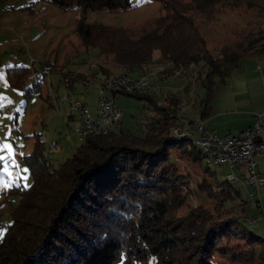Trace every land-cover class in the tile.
I'll list each match as a JSON object with an SVG mask.
<instances>
[{
    "label": "trees",
    "instance_id": "1",
    "mask_svg": "<svg viewBox=\"0 0 264 264\" xmlns=\"http://www.w3.org/2000/svg\"><path fill=\"white\" fill-rule=\"evenodd\" d=\"M48 1L83 12L133 5V0ZM160 1L164 12L142 24L110 26L82 18L74 33L82 46L96 49L98 57L121 71L140 72L158 51V61L172 67L156 80L197 72L195 85L204 89L199 118L204 119L214 86L244 59L264 55V0ZM7 72L12 87L22 88L30 80L25 66ZM62 79L71 89L78 78L62 74ZM42 82L24 93L37 87L39 93ZM118 92L153 102L151 91L127 85L112 96ZM165 99L155 105L161 114L142 136L120 125L107 134H89L56 167L44 156L43 141L36 139L26 156L33 180L17 188V202L0 238V264H116L121 257L138 264H217L215 257L264 264V238L250 228L247 202L234 183L219 181L210 167L201 169L198 187L200 198L214 203L175 215L187 193L171 153L194 164L202 157L190 139L169 137L178 124L181 99L173 94Z\"/></svg>",
    "mask_w": 264,
    "mask_h": 264
},
{
    "label": "rangeland",
    "instance_id": "2",
    "mask_svg": "<svg viewBox=\"0 0 264 264\" xmlns=\"http://www.w3.org/2000/svg\"><path fill=\"white\" fill-rule=\"evenodd\" d=\"M163 12L160 0H133V5L125 10L101 9L86 12L79 8L62 9L48 0H0V156L5 157L0 160V238L10 221L9 211L17 202V188L29 186L33 180L26 156L33 151L34 141H43V154L49 158L51 167H56L71 157L83 141L75 131L81 123L80 110L73 108L68 99L60 100L69 93L79 102V106L94 112L99 84L108 75L121 71L106 63L103 57H98L96 49H86L81 45L74 33L77 21L83 18L87 23L133 26ZM222 18V21L228 20L227 17ZM158 59L159 53L155 51L154 60L159 62ZM17 65L25 66L30 71V80L25 81L22 88L9 84L8 67ZM100 65L108 70L103 71ZM239 68L231 72L226 83L214 86L213 95L215 92L219 94L220 91L228 90L239 101L245 99L250 103L241 86L244 76L253 75L245 74ZM62 74L78 78L71 89L67 88ZM134 75L137 76L136 71ZM81 77L83 80L79 79ZM156 79L154 77L152 81ZM38 81H43L39 93L38 87L24 93L29 85H37ZM156 81L158 87L150 94L153 102L121 92L114 96L115 103L121 110L120 126L124 130L142 136L161 114L155 105L164 103L165 97L170 94L181 99L179 112L188 117L197 116L200 101L204 97L203 87L195 85V100L190 104L186 99L188 92L184 89L187 78L175 73ZM195 138L196 134H193L192 139ZM4 144L10 147L4 148ZM171 155L185 181L183 191L187 193L184 204L174 210L175 215H184L191 207L200 203L210 208L214 200L209 202L199 196L198 184L203 180L201 169L210 167L215 170L219 181L225 180L230 170L224 166L208 165L205 158L194 164L185 157H179L175 151ZM234 185L247 202V217L257 219L259 214L264 223L263 213L258 212L256 202L249 196L247 187L240 179ZM255 227L250 225L252 231L264 238V234H259ZM214 260L217 264H242L227 262L219 257ZM123 264L138 262L132 259V262L123 261Z\"/></svg>",
    "mask_w": 264,
    "mask_h": 264
},
{
    "label": "built area",
    "instance_id": "3",
    "mask_svg": "<svg viewBox=\"0 0 264 264\" xmlns=\"http://www.w3.org/2000/svg\"><path fill=\"white\" fill-rule=\"evenodd\" d=\"M168 67L172 65L167 62H152L145 65L137 76L130 71L112 73L99 84L94 112L79 106V102L69 93L60 101L68 99L73 108L80 110L81 123L75 131L82 139L89 134H107L119 127L121 118V110L115 103L112 91L127 85L137 90L155 91L158 84L151 78ZM196 77L197 72H192L184 88L188 92L186 99L190 104L194 101ZM177 118L178 124L173 126L169 132L171 139H190L208 165L224 166L230 170L225 177L231 183H235L238 179L236 171L244 167L245 178L242 183L251 188L250 196H254L258 187L264 185V173L256 171V158L264 156V140L259 138L262 128L261 115L252 126L241 133L231 135H220L216 130L206 128L202 120L191 119L184 116L181 111L177 114ZM193 134H196L194 140L192 139ZM249 223L254 224V220H249Z\"/></svg>",
    "mask_w": 264,
    "mask_h": 264
},
{
    "label": "crops",
    "instance_id": "4",
    "mask_svg": "<svg viewBox=\"0 0 264 264\" xmlns=\"http://www.w3.org/2000/svg\"><path fill=\"white\" fill-rule=\"evenodd\" d=\"M237 68L243 69V73L245 74L253 75L251 77L244 76L243 86H241L243 93L247 94L250 103H247L245 99L239 101L237 96L231 94L228 90H223L219 94L215 92V95H213L208 116L200 119L199 111H197V116L189 118L202 120L206 128L216 130L220 135H231L241 133L246 128L252 126L257 121L258 116L261 115L262 128L259 133V138L264 140V55L246 58ZM138 74L139 72H137ZM154 77L152 78L154 79ZM235 77L239 79L238 76ZM226 79L223 83H226ZM153 81L158 84L156 80ZM256 171L264 173V156L256 158ZM236 172H238V174L236 173L237 180L240 179L243 182L245 168L243 167ZM247 189L249 192L251 188L247 187ZM250 197L255 200L258 212H262L264 216V185L259 186L255 195ZM258 218H260L259 214H257ZM257 219L256 217L250 218V220H254V224L252 225L256 226L255 229L258 230L259 234H264V223L261 218L259 220Z\"/></svg>",
    "mask_w": 264,
    "mask_h": 264
},
{
    "label": "snow or ice",
    "instance_id": "5",
    "mask_svg": "<svg viewBox=\"0 0 264 264\" xmlns=\"http://www.w3.org/2000/svg\"><path fill=\"white\" fill-rule=\"evenodd\" d=\"M3 147H4V148H9L10 146H9L8 144H4ZM9 155H10V153H9ZM4 159H5V157L0 156V160H4ZM5 170H6V169H5ZM25 171H27V169H25ZM25 186H26V185H25ZM121 264H123V257H121Z\"/></svg>",
    "mask_w": 264,
    "mask_h": 264
}]
</instances>
